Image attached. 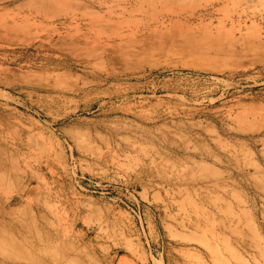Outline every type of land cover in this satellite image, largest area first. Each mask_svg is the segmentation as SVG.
Segmentation results:
<instances>
[{
    "label": "rangeland",
    "instance_id": "374dc122",
    "mask_svg": "<svg viewBox=\"0 0 264 264\" xmlns=\"http://www.w3.org/2000/svg\"><path fill=\"white\" fill-rule=\"evenodd\" d=\"M7 263L264 264V0H0Z\"/></svg>",
    "mask_w": 264,
    "mask_h": 264
},
{
    "label": "bare ground",
    "instance_id": "6f19581e",
    "mask_svg": "<svg viewBox=\"0 0 264 264\" xmlns=\"http://www.w3.org/2000/svg\"><path fill=\"white\" fill-rule=\"evenodd\" d=\"M90 137V133L88 132V131H83V132H80L79 133V138L80 139H82V140H85V139H87V138H89ZM92 137V136H91ZM192 239V238H191ZM15 246V245H14ZM19 249V248H18ZM24 250V249H23ZM20 252V250H17V252ZM21 253V252H20ZM12 255H14V256H16V258H21V256H19L18 257V254H16L15 255V253L13 254L12 253ZM19 255H22V253L21 254H19ZM186 256V255H185ZM55 263V262H54ZM8 264V263H7Z\"/></svg>",
    "mask_w": 264,
    "mask_h": 264
}]
</instances>
